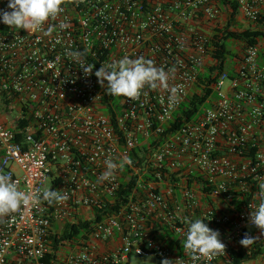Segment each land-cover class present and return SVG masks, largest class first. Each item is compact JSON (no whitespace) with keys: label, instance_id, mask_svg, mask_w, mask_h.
I'll list each match as a JSON object with an SVG mask.
<instances>
[{"label":"built area","instance_id":"2783aa9c","mask_svg":"<svg viewBox=\"0 0 264 264\" xmlns=\"http://www.w3.org/2000/svg\"><path fill=\"white\" fill-rule=\"evenodd\" d=\"M232 1L235 28L257 26L264 0ZM61 8L44 25L57 26L50 36L0 18V171L22 191L68 196L0 220V264H226L233 250L252 247L239 243L245 233L264 242L249 222L264 199V37L248 47L236 42L238 57L211 74L206 107L165 137L216 64L213 38L228 25L231 7L221 0H65ZM0 9L11 11L8 0ZM69 51L95 65L90 76ZM141 56L174 70L168 83L178 88L175 102L162 88L146 85L131 100L108 95L107 81L100 86L101 65ZM125 156L132 165L100 182L105 160ZM131 185L117 207L120 190ZM106 204L116 208L97 221L94 209ZM195 219L219 231L224 255L191 260L183 244ZM86 221L81 237L60 241L68 224ZM246 264H264V253Z\"/></svg>","mask_w":264,"mask_h":264},{"label":"clouds","instance_id":"9594fccd","mask_svg":"<svg viewBox=\"0 0 264 264\" xmlns=\"http://www.w3.org/2000/svg\"><path fill=\"white\" fill-rule=\"evenodd\" d=\"M65 0H8V9H0V18L5 25L23 29L28 33L42 32L44 36H50L56 31L57 26L49 25L44 28L50 19L55 20L63 11L61 5ZM59 29L63 30L67 24L61 23ZM73 60L81 63L86 76H90L95 65H84L81 57L83 53L79 51L67 52ZM173 69L165 71L162 67H157L155 62L145 59L143 56L136 59L124 57L118 61L101 65L95 71V76L101 87L105 86L106 92L111 96H123L131 100H137L141 96L142 89L147 85L151 89L162 88L169 92V101L175 102L177 99L178 88L169 87L170 75ZM133 161L130 157H123L119 162L109 158L105 160L106 170L98 178L100 182L110 181L115 178L117 170H122L125 165L131 166ZM259 188L264 193V182L259 184ZM68 199L67 193L59 190L46 188L42 193H30L20 190L18 182L13 181L10 175L0 171V220L17 212L22 206L31 207L39 205L42 201L48 204L54 202L59 204ZM249 222L261 230L264 235V199L251 210ZM189 227L183 247L193 262L201 257L212 259L218 255H224L226 245L221 242L218 230L211 229L204 220L195 219L187 221ZM259 237H252L248 233L239 243L249 248ZM178 261V260H177ZM161 264H174L169 259H163Z\"/></svg>","mask_w":264,"mask_h":264},{"label":"trees","instance_id":"16d2710c","mask_svg":"<svg viewBox=\"0 0 264 264\" xmlns=\"http://www.w3.org/2000/svg\"><path fill=\"white\" fill-rule=\"evenodd\" d=\"M221 1L225 4L227 3L231 7L232 13L230 14L228 25H226L224 29H218L213 38L214 50L211 54L212 58L216 61V64L213 67L208 68L206 74L200 76L199 88L201 91L194 92L188 97L187 101L175 114L171 127L166 128L165 137L176 132L186 123L191 122L197 114H199L203 108L206 107L207 100L213 95L211 86L215 82V79L211 77V74L214 71L223 72L226 68V64L229 62L228 60H233V58L238 57V51L231 47L232 43L240 42L244 45V47H248L256 44L259 39L264 37V16L259 19L257 26L253 28L249 27L243 31L239 30V28H235L234 26L237 4L232 0ZM131 191L132 185L126 189L120 190L118 194L119 200L117 207L120 203L127 202V197ZM233 205L237 208H240L241 206V204L237 202H234ZM114 208H116V206L114 207L110 204H106L101 209H94L97 218L96 220H101L105 217V215L111 213ZM89 225V221L68 224L60 235V241H70L76 237H81L80 229H86ZM262 253H264V242L253 243L249 250H244L243 247H240L237 251L233 250V255L231 257L232 262H228L226 264H246L247 262L256 259Z\"/></svg>","mask_w":264,"mask_h":264},{"label":"rangeland","instance_id":"374dc122","mask_svg":"<svg viewBox=\"0 0 264 264\" xmlns=\"http://www.w3.org/2000/svg\"><path fill=\"white\" fill-rule=\"evenodd\" d=\"M231 47L233 49L237 50L236 49V43H232V46ZM228 61H229V64L232 63V60L231 59H229ZM133 264H156V260L153 259V258H139V259L137 258V259H134L133 260Z\"/></svg>","mask_w":264,"mask_h":264}]
</instances>
